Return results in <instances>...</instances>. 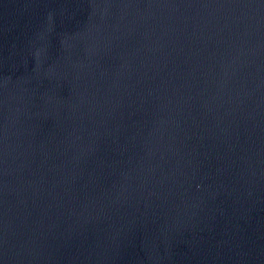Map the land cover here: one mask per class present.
Returning a JSON list of instances; mask_svg holds the SVG:
<instances>
[{
    "label": "water",
    "instance_id": "water-1",
    "mask_svg": "<svg viewBox=\"0 0 264 264\" xmlns=\"http://www.w3.org/2000/svg\"><path fill=\"white\" fill-rule=\"evenodd\" d=\"M0 264H264V0H0Z\"/></svg>",
    "mask_w": 264,
    "mask_h": 264
}]
</instances>
